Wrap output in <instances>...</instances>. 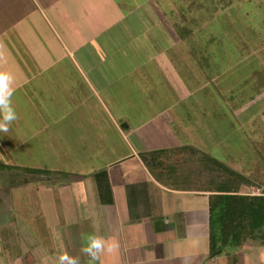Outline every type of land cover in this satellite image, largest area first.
<instances>
[{"label":"rangeland","instance_id":"1","mask_svg":"<svg viewBox=\"0 0 264 264\" xmlns=\"http://www.w3.org/2000/svg\"><path fill=\"white\" fill-rule=\"evenodd\" d=\"M113 1L124 7H113L118 22L112 31L80 38L84 45L78 50L67 42L77 39L61 37L51 22L48 39L0 38V72L12 76L10 100L17 114L8 130L0 131V166L57 173L26 179L15 168L0 167V264L15 254L28 257V242L31 248L40 245L39 257H57V200L82 208L94 191L87 176L122 154L117 133L107 127L109 115L132 129L134 121L160 115L164 103L159 100L172 99L177 124L186 127L178 130L183 142L237 171L263 175L251 179L264 181V88L255 87L264 78V0H225L227 7L217 11L214 2L224 5L222 0ZM191 1L186 20L198 26H190V40L180 41L173 27L180 20L177 6ZM167 11L175 12L174 21ZM91 66L108 84L107 92L100 93L89 78ZM171 110L163 118L173 116ZM59 124L72 132L59 130ZM189 155L172 151L159 171ZM62 184L70 199L63 203ZM240 192L258 194L259 189L248 186Z\"/></svg>","mask_w":264,"mask_h":264},{"label":"crops","instance_id":"2","mask_svg":"<svg viewBox=\"0 0 264 264\" xmlns=\"http://www.w3.org/2000/svg\"><path fill=\"white\" fill-rule=\"evenodd\" d=\"M115 4L122 5L113 0H0V38L48 39L51 22V29L56 28L52 31L61 37L77 39L76 43L67 42L78 50L84 45L80 38L95 39L106 29L112 31L110 28L118 22L112 14ZM92 67L88 68L89 78L100 93L107 92L108 84L92 73ZM106 98L112 102L118 99ZM169 100H159L164 103L158 110L160 115L146 121L138 119L132 129L126 123L113 122L109 115L107 127L117 133L122 154L87 176L94 191L82 208L66 202L70 201L66 199L67 184L60 186V200L66 203L61 206L57 200V256L74 253L79 264H89V257L82 252L86 238L101 235L114 237L119 249L112 256L102 254L96 264H264V245L259 244L238 248L227 245L210 254L209 194L161 184L140 159L141 153L190 145L183 142L184 136H178L186 127L182 124L179 128L177 103ZM170 108L173 116L163 118ZM58 126L59 130H71L68 125L66 129ZM109 150L112 154L114 147L110 145ZM30 245L26 244L28 257L15 254L4 257L2 264H55L56 257H39L40 245Z\"/></svg>","mask_w":264,"mask_h":264},{"label":"trees","instance_id":"3","mask_svg":"<svg viewBox=\"0 0 264 264\" xmlns=\"http://www.w3.org/2000/svg\"><path fill=\"white\" fill-rule=\"evenodd\" d=\"M222 2L224 5L217 4V1L214 2V11L227 7L226 1L222 0ZM187 4L177 6L180 20L173 22L174 26L172 25L174 35L180 41L190 40L191 33H193V28L190 26L192 24L195 27L198 26L194 19L186 20L185 15L189 14L194 6L192 1ZM121 6L124 7L123 4ZM206 8L211 10L209 6ZM172 13L175 12L167 11L169 21H174L177 17ZM192 55H194V51H192ZM201 60L204 59H197V62ZM255 82L257 90L264 88V78H258ZM172 151H188L190 155L176 164L165 166V170L159 171L165 163V157ZM140 159L161 184L209 194L210 254L217 253L227 245L236 248L252 245L248 243L250 241L264 245V181L252 180L262 178L263 175H254V173L247 175L235 170L226 161L190 146L141 153ZM0 167H4L7 171L15 168L21 174L26 175V179L31 177L44 180L57 174L49 169L26 166ZM191 178L195 180L191 181ZM190 181L193 183L190 184ZM248 186L257 187L259 193L244 194L240 192L242 187Z\"/></svg>","mask_w":264,"mask_h":264},{"label":"clouds","instance_id":"4","mask_svg":"<svg viewBox=\"0 0 264 264\" xmlns=\"http://www.w3.org/2000/svg\"><path fill=\"white\" fill-rule=\"evenodd\" d=\"M12 76L7 72H0V131L6 132L12 121L17 119V114L11 106L10 97L12 89L10 82ZM119 243L114 237L89 235L86 238L82 252L89 257V264H96L102 254L109 256L118 252ZM55 264H79L78 257H70L67 253L56 257Z\"/></svg>","mask_w":264,"mask_h":264}]
</instances>
